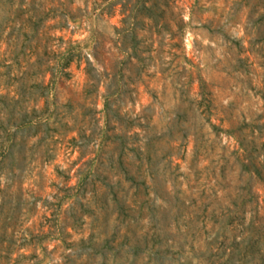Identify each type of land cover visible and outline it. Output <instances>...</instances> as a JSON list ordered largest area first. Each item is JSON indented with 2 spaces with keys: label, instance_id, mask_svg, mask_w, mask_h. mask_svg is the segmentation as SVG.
<instances>
[{
  "label": "rangeland",
  "instance_id": "obj_1",
  "mask_svg": "<svg viewBox=\"0 0 264 264\" xmlns=\"http://www.w3.org/2000/svg\"><path fill=\"white\" fill-rule=\"evenodd\" d=\"M134 3L0 0V264H264V0Z\"/></svg>",
  "mask_w": 264,
  "mask_h": 264
},
{
  "label": "trees",
  "instance_id": "obj_2",
  "mask_svg": "<svg viewBox=\"0 0 264 264\" xmlns=\"http://www.w3.org/2000/svg\"><path fill=\"white\" fill-rule=\"evenodd\" d=\"M138 2L139 3V6H144L147 10H150V11H155L154 9L158 7V3H159V0H135V3H134V6H135V10L138 9ZM138 7V8H137ZM161 10H158L156 11V13L154 14V16H152V19H156V15L160 13ZM130 18H131V21H130V24L133 25V23L137 22L136 20V13L135 12H131L130 13ZM177 23H183V20H182V16L179 14V17H178V20H177ZM109 113L111 114V110L110 112L106 111L105 112V115H104V130H102V138H111L112 137V140L110 141L113 145H115L116 143V146L119 148V152H118V164L120 165V171H122L123 173H126L127 172V169L125 168V166H121V159L119 158L120 156V153L122 151V148L125 146V139H126V136L125 134L122 132V133H116L114 134L113 136H108L109 134H107L106 132V128H107V124L111 119V115H109ZM113 113V112H112ZM115 114V112H114ZM116 140V141H114ZM136 149H138V147H136ZM242 150H246V147H242ZM147 153V152H146ZM147 158H148V154H146ZM111 156H108V159H110ZM246 158H247V161L248 163H250L251 165V159H250V156L249 155H246ZM252 158V157H251ZM248 163H243V165L245 166V168H249V164ZM251 170V169H250ZM251 172H255V167L252 168ZM118 207L122 208L124 207V204H123V200H118ZM134 246H136L137 244L134 242L133 243Z\"/></svg>",
  "mask_w": 264,
  "mask_h": 264
}]
</instances>
